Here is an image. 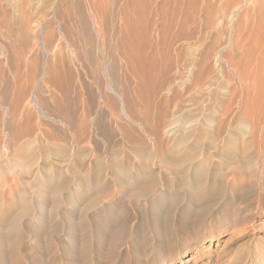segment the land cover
I'll use <instances>...</instances> for the list:
<instances>
[{
    "label": "rangeland",
    "instance_id": "1",
    "mask_svg": "<svg viewBox=\"0 0 264 264\" xmlns=\"http://www.w3.org/2000/svg\"><path fill=\"white\" fill-rule=\"evenodd\" d=\"M51 1L53 0H0V49L3 53V58L5 57V61L4 59H2L3 61L1 60V67L4 68L1 69V83L3 82L4 86L1 84V95H3V97L1 96L0 100V161L3 162L6 167L9 166L6 169L3 164L2 167L0 162V172L3 171L0 173V176L1 174L2 176L4 175L0 177V193L2 192L0 195V240L2 241H0V264H264V146L262 147L259 145L257 141L259 132H262L261 135H264V43H262L264 42V0H227L229 5H227L226 0H196L197 6L193 4V0H191L192 2L189 0H100L101 4L98 2L99 0H90V2L86 1V3L85 0H54L55 3ZM235 1L240 2L236 5ZM49 2L51 3L49 4ZM241 2L245 4L240 6L239 4H241ZM211 3H213V5L216 3L213 9L218 8L216 10H221L219 12L215 10L218 15L211 9L213 7ZM232 3L233 9L237 7L235 10H230ZM50 5L51 7H49ZM193 5L197 10H191ZM88 6L94 10H90ZM203 7L206 10L208 9L207 11L209 12H204ZM226 7L228 9H223ZM122 8L127 14L128 18L126 20H124L126 14H124ZM199 8L200 10H198ZM245 8L247 11H244ZM249 8H254L257 12ZM67 9H69V12ZM106 9L109 10V12L106 11ZM222 9L223 12L226 10L224 13L228 17L222 14ZM147 10L149 12H147ZM180 10L181 12H179ZM201 10L204 14L207 13L206 15L209 18L216 19H210V22L209 19H206L208 18L206 15L204 16L203 14L201 16ZM70 11L72 12L71 16ZM90 11L92 15L94 13L93 16L95 17L98 28H101L99 35L97 31L94 32L92 29L94 25H92L93 21H91L92 15ZM248 11L250 14H247ZM260 11H263V14H261L262 12ZM100 12L105 18L100 15ZM88 13L90 15H88ZM96 13H98L99 16ZM131 13L133 16L137 14L135 15L137 20L132 18ZM128 14L130 16H128ZM188 14L192 18H189ZM258 14L262 17L261 19H259L260 17ZM60 15L62 17H60ZM100 16L101 18H99ZM141 16L145 17L140 19ZM70 17H72V19H69ZM122 17L123 19H121ZM29 19L32 22H30ZM250 19L256 22L252 23ZM23 20L25 21L23 22ZM130 20L132 22H130ZM206 20L210 23L215 21L214 24L212 23L210 26V31H212L213 27L215 28L217 26V29H213L210 34L208 30V21L206 24ZM227 20L229 22L228 27ZM84 21H86V23ZM126 21L130 23L127 22V24ZM143 21L147 22V26L143 25L146 23H143ZM223 21L228 28L227 32L230 30L231 33L235 32L233 33L235 35V42H240L241 39L242 41L239 44H242L244 39H246V34L247 36L250 35L249 45L247 40L249 37L246 36L247 39L244 41V44L241 45L243 49L239 45L238 47L241 50L239 49V53L235 52L234 54L236 55V59L238 58L241 60L242 57L244 59V61L243 59L240 61L241 63L238 64V66L240 65V68L242 70L244 69L246 72L241 69L240 71L235 67L237 71L243 72V75L246 73V77L239 73L241 78H248V74L251 77L249 76V78L246 79L247 83L245 80L243 81V79H241L245 85L241 84L243 82L234 75V68H229L230 70H228V73L226 71L224 75H219L221 76L219 79L221 78L222 81L226 80L225 83H222L221 79H216L217 84L215 82H213L214 84L212 83L213 86L209 84L211 88L210 86L201 87L202 89L195 87L196 91H194L195 89H192L193 87H191L192 85L188 78L190 77L192 82H195L198 76H200L198 74H200L201 67L196 65V58L199 53L202 50H209L211 55H213V51H216L214 50V45L219 46L220 42V44H223V40V42H226V40L230 38H228L226 27H223L225 26ZM241 23H243L242 27H244V29L241 27ZM18 24L21 25V27H25L21 30ZM30 24L34 27H31ZM130 24L132 28L128 27ZM136 24L139 26L136 27ZM29 27H31V29ZM237 27L239 28L237 29ZM247 27L252 28L247 29ZM135 28L137 30L139 28V33H136L137 30ZM182 28L186 31L184 32L187 33L186 35L184 33L180 34L184 31H181ZM195 28H197L196 31ZM134 29L136 32H134ZM141 29H145V31ZM222 29H225L224 33ZM232 29L235 31H232ZM241 29L243 30L242 32L240 31ZM65 30H67V32ZM84 30L88 31V34L84 33ZM237 30H239L242 35L239 34V36H237ZM218 31L222 34L219 35ZM140 32L143 33L141 34ZM201 32L206 35L203 33L201 34ZM215 32L219 35V38ZM208 35H210V39L207 37ZM257 35H259L260 38ZM19 36H21L22 39L21 37L18 39ZM30 36L31 38H29ZM137 36L139 37L138 39ZM144 36H146V38H144ZM206 37L209 41L205 39ZM238 38H240L239 41ZM251 38H253L255 42L259 39L261 44L258 41L259 43L257 42L258 44L256 43L257 45H255L253 42L254 40L252 41ZM29 39H31V41L28 44L26 42H28ZM215 39L217 41L220 39V42H217ZM214 40L215 43L213 42ZM250 40L254 44H252ZM17 41L19 43L23 42V44L20 43L19 45L21 46H19L16 44ZM122 42L126 44V47ZM163 44H165L164 47H162ZM29 45L33 48L29 47ZM118 45L119 48L117 47ZM21 47H23L24 50H21ZM25 47L27 49L31 48L30 51ZM142 47L144 50H142ZM232 47L233 46H231L229 50L238 49V47ZM244 47L247 50H244ZM121 48H123L126 55L124 52L121 53V51H123ZM128 48L130 51H128ZM248 49V54L250 56L245 55ZM138 50H141L142 53H144L141 54L147 57L143 58L140 54L141 51ZM232 51L234 52L235 50ZM250 51H254L256 55H254L255 53L250 54ZM127 53L129 56L131 55L132 58L131 56L129 57ZM188 53L189 55H187ZM133 54L137 57L140 56L136 59V62ZM237 55H240V57H237ZM151 56L155 59H152ZM244 56L246 57L244 58ZM248 58L251 59L248 60ZM138 59L139 61H137ZM15 60H19L20 62L17 61V64ZM12 61L15 62L12 63ZM124 61H126L127 64ZM146 61L151 62L147 63ZM249 61L254 63L255 66L249 63ZM137 62H139L140 65L144 62V66L141 65L144 68H141ZM245 64H248L247 67L249 68L251 64L252 67L249 69L250 71L244 66ZM130 65L132 67L135 65V67L132 68ZM56 66L62 71H58L59 74L56 71L58 69ZM151 66H156L155 69L157 68L158 70L159 68V70L151 69ZM209 66H211L210 69L214 67V61L210 60ZM52 67L53 69L57 68L56 70L54 69L57 75L53 72ZM149 68L154 75L149 72ZM216 68V72L213 73L214 76H216L218 73L217 71H219L218 67ZM63 71H66L65 74ZM167 71L170 73L168 74ZM252 71H254V73ZM141 72L143 79H140L141 77L139 76ZM45 73L46 75H44ZM48 73L53 75L50 74V76H47ZM61 73L64 74L66 80L70 78L68 81L69 84H67V81V83L65 82L62 76L63 74L61 75ZM67 73L72 77L66 76ZM130 73L134 76H131ZM181 73L183 75L185 74L184 77L186 79L184 81L187 83L186 86L177 85V81L182 76H180ZM146 74H149V79H147L148 76L144 77ZM159 74L161 76H159ZM257 75L259 79H257ZM51 76L55 78H51ZM228 76H230L229 79ZM66 77L69 78L67 79ZM216 77L218 78V76ZM225 77L227 79H224ZM255 77H257V81ZM54 79L57 80H55L57 85H55ZM233 79L236 80L235 82H238H232L234 81ZM43 81L46 82L43 83ZM51 81H53V83H51ZM148 81L150 86L149 83H147ZM227 82H230V87H227V85H229ZM108 83L113 85L117 93L120 92L118 94L124 93L123 95L125 97L130 98V94L133 95V99L131 98V100L135 103L134 105L137 107L139 104L141 106L145 105L143 106L144 111H134V116H136L131 117L132 121L125 118L120 121V106H117V104L119 105L118 94L109 95V92H107ZM144 83H147V85ZM130 84L132 88H130ZM168 84H175L176 87L175 85L169 86ZM236 84H238L237 86L241 85V90L240 87L236 88ZM69 85L72 86L70 87ZM152 85L156 88L151 87ZM217 85L220 87H217ZM56 86H58V88L60 86V88L58 89ZM125 86H129V89ZM177 86H179V88ZM31 87L34 90H32ZM18 88L24 91L20 92L21 90L19 91ZM25 88L28 89L29 93L25 91L27 90ZM65 88H68V90L66 91ZM160 88L162 91H159L160 94H158ZM222 88L225 89L223 90ZM2 89L6 90L5 92L7 93ZM236 89L238 93L235 92ZM17 90L18 92H15ZM59 90L63 91L62 93H64V95L59 93ZM64 90L69 92V94H65L66 92H64ZM205 90H207L206 94L204 92ZM228 90L229 92H227ZM239 90L242 91V93ZM84 91L87 92L84 93ZM181 91L183 93H181ZM191 91L193 93L198 92L199 94L197 93V95L204 92V97H207L205 98L206 101L203 100V93L200 95L201 98L196 94L193 95ZM214 91L216 92L214 93ZM24 92L27 93L23 96L22 94ZM35 92L39 94L37 95ZM189 92L191 94H188ZM231 92L236 95V97H234ZM9 93H13L10 94L13 96H10ZM101 93H106L107 95L104 96L103 99H100V96H98L96 100L97 95ZM142 93H144L145 97ZM148 93L149 96H147ZM247 93H251L250 96H252V98H250V100L248 99L249 95L246 96ZM15 94L18 96L17 98L14 96ZM85 94L87 95L85 96ZM150 94L153 96L155 94L156 97L154 96L153 99V96ZM32 95L36 97V101L33 97L31 99ZM60 95H62V97H60ZM108 95L109 99L107 98ZM209 95L213 96L210 97ZM221 95L224 100H222ZM232 95L234 98L232 97L233 99H230ZM254 95L256 97H254ZM25 96L27 102L24 99ZM68 96L70 98H67ZM135 96L136 98H134ZM189 96L191 97L188 98ZM192 96L196 98L194 97L195 99H193ZM49 97L52 99L55 98L57 102L54 103L55 100H50L51 98ZM137 97L142 99L138 98L139 100L137 102L139 104L134 100H137ZM19 98L20 101L18 100ZM85 98L87 99L89 107L92 108L90 109L92 113H89L91 114V116L89 115V131L91 132L89 137L90 147L93 151L87 162L83 161L84 151L81 150L82 146L79 139L77 140L83 132H81L83 129V126H81L83 124L81 111H83L82 101H84L82 99ZM209 98L214 100L212 101ZM216 98L217 100H215ZM187 99H189V101H186ZM44 100H46L48 104ZM65 100L70 103L67 104ZM246 100L247 102L249 100L250 104H245ZM4 101L6 104L3 103ZM16 101L21 102V104L23 103L24 107H22L23 104L20 106L21 104L19 102V104H16ZM58 101L60 102L59 105ZM61 101L66 104L61 103ZM180 101L183 104L178 108L179 110H177L176 104H181ZM236 101L237 103H235ZM32 102L35 103V105ZM150 102L155 106L153 107V104ZM49 103H52L51 106L56 109L54 110L53 107L51 108ZM158 103L162 105H157ZM70 104H73V106H70ZM228 104L231 105L230 108ZM11 105L17 109V112L15 108L12 109L13 107ZM204 105L210 111L205 108ZM69 106L75 107L76 110ZM172 106H174V109ZM211 106H213L214 110ZM47 107L51 109H47ZM152 107L154 109H152ZM160 107H162V109ZM180 108L182 110L184 109V111L182 112ZM239 108H241V110H239L241 112L237 110ZM62 109L64 113L66 112L65 114L61 112ZM175 109L177 112L173 111ZM186 109L188 112L185 111ZM230 109L233 111H230ZM245 109H247V115H244V113L246 114ZM147 110L149 114L151 113V115H149L150 117L148 116ZM228 110L230 112H228L229 114L226 113ZM26 111L29 112L27 113ZM9 112H13V115H15L13 116ZM19 112L22 114L20 113V115ZM160 112L162 114L163 112L165 113L162 115ZM171 112H175L179 120H175L177 123L175 122L176 125L174 127L177 129H174L173 136L168 137L165 133L166 127L164 126H168L170 122H172L175 114L173 113L172 115ZM16 113H18L17 115H19L20 118ZM182 113L186 116H182ZM70 114H74L73 117L70 116ZM225 114L226 117H224ZM26 115H29L27 116L28 118ZM144 115L148 118V121ZM16 116L18 119H16ZM74 116H76V119ZM239 117L241 121L243 120L242 118H244V120L246 119L245 121L243 120L244 124L242 127L240 126L242 123ZM78 118H81L80 122L82 124L78 121ZM133 118L135 120H133ZM158 118H161L160 122H165L160 123ZM14 119L16 120L14 121ZM152 119L153 121L155 120V123L151 121ZM198 119L200 120L198 121ZM225 119H230L229 126L227 124L228 121L226 122ZM29 120L31 121L30 124H28ZM122 121L123 124L121 123ZM221 122L223 123L219 124L221 125L219 126L218 123ZM95 123H97L98 126L95 125ZM234 123L235 125L238 123L239 126H235ZM258 123L259 125H257ZM188 124H190V126ZM200 124L202 125L199 126ZM27 125L28 127L30 126L29 129ZM76 125H79L82 129L80 128V130ZM254 126L255 129L253 128ZM223 127L225 128L223 129ZM247 127H250L252 130L250 131ZM77 128L80 130L78 131L80 134L77 133ZM161 128H163V130ZM184 128H188L190 131ZM26 129L28 130L26 131ZM126 129H130V132ZM71 130L76 132L74 133ZM124 130H126V133ZM217 130L220 131L217 132ZM256 130L259 131L257 132ZM220 132L225 134H220ZM216 133H219V135ZM11 134H13V136ZM41 134L45 135L42 136ZM224 135L227 136L225 137ZM76 140L79 141V143H77ZM50 143H52V145ZM42 145L45 148L47 147V149ZM178 145L180 148H178ZM19 148L21 149L19 150ZM23 148L25 150L26 148L30 149L31 153L29 150H26L28 153L24 152L25 150ZM1 151L4 152V155ZM7 154L9 158H7ZM17 155H21L20 158ZM45 155H49V158L47 156L43 157ZM21 158L22 162L18 161L19 163H17V161H15L21 160ZM32 158H34V161L31 160ZM45 158H47L48 161ZM4 160L6 161L4 162ZM23 160L26 162L25 164H23ZM27 165L28 167L30 166V169H26ZM22 166H25V169H22ZM10 168L12 173L9 171ZM19 170H21L22 173L25 170L26 173L21 174ZM35 183H38L36 184L38 186L33 188ZM35 190L38 191L35 192ZM41 190L42 193L46 194L45 196L41 193ZM41 194L43 200L45 199L43 203L41 201ZM19 196L23 197L21 198ZM36 196L41 200H37ZM120 228L124 230V234L122 238H120L121 241L118 240L114 245L110 244V235L114 234V232L118 231ZM70 234H73L75 237H73L74 240ZM2 236L6 240H4ZM81 245L83 247H81ZM54 251H56L55 254Z\"/></svg>",
    "mask_w": 264,
    "mask_h": 264
},
{
    "label": "bare ground",
    "instance_id": "2",
    "mask_svg": "<svg viewBox=\"0 0 264 264\" xmlns=\"http://www.w3.org/2000/svg\"><path fill=\"white\" fill-rule=\"evenodd\" d=\"M56 1H57V0H56ZM82 1H84V0H82ZM86 1H89V2H90V0H85V3H86ZM91 1H92V0H91ZM97 1H98V0H97ZM104 1H105V0H104ZM104 1H103V2H104ZM110 1H111V0H110ZM113 1H114V0H113ZM127 1H128V0H127ZM127 1H126V2H127ZM178 1H179V0H178ZM181 1H182V0H181ZM189 1L192 2L191 0H189ZM194 1H195V3H194ZM203 1H204V0H203ZM206 1H207V0H206ZM209 1H211V0H209ZM214 1H215V0H214ZM229 1H231V0H229ZM233 1H234V0H233ZM242 1H243V0H242ZM23 2H24V1H23ZM23 2H22V3H23ZM51 2H54V0L51 1ZM51 2H49V4H50ZM79 2H80V1H79ZM89 2H88V3H89ZM98 2H100V0H99ZM126 2H125V4H126ZM216 2H217V1H216ZM223 2H224V1H223ZM226 2H227V0H226ZM235 2H236V1H235ZM235 2H233V3H235ZM238 2H240V1H237V2H236V5H238ZM22 3H21V4H22ZM26 3H27V2H26ZM26 3H25V5H26ZM47 3H48V2H47ZM54 3H55V2H54ZM130 3H131V2H130ZM139 3H140V2H139ZM183 3H184V1H183ZM188 3H189V2H188ZM203 3H204V2H203ZM207 3H208V2H207ZM229 3H230V2H229ZM233 3H232V5H231L232 8L230 7V10H231V9H232V10H235V9L237 8V7L234 6L235 8L233 9ZM247 3H248V2H247ZM27 4H29V3H27ZM62 4H63V3H62ZM91 4H92V2H91ZM100 4H101V2H100ZM110 4H112V3H110ZM136 4H137V3H136ZM184 4H185V3H184ZM193 4H195V6H197V4H196V0H193ZM211 4L213 5V3H211ZM215 4H216V3H215ZM215 4H214V5H215ZM243 4H245V3L243 2ZM243 4H242V2H241V4H239V5L241 6V5H243ZM65 5H66V4H65ZM74 5H75V3H74ZM76 5H77V4H76ZM84 5H85V4H84ZM87 5H88V4H87ZM104 5H105V3H104ZM175 5H176V3H175ZM190 5H191V4H190ZM199 5H200V4H199ZM199 5H198V7H199ZM214 5H213V7L211 6V7H212L211 9H213V8L215 7ZM222 5H223V4H222ZM225 5H226V4H225ZM227 5H229L228 2H227ZM227 5H226V6H227ZM234 5H235V4H234ZM248 5H249V4H248ZM85 6H86V5H85ZM90 6H91V5H90ZM92 6H93V5H92ZM100 6H102V5H100ZM126 6H127V4H126ZM176 6H177V5H176ZM183 6H184V5H183ZM193 6H194V5H193ZM193 6H192V9H191V8H190V9L194 11V9H196V8H195V6H194V8H193ZM200 6H201V5H200ZM202 6H203V4H202ZM216 6H217V5H216ZM220 6H221V4H220ZM246 6H247V5H246ZM262 6H263V5H262ZM0 7H1V6H0ZM49 7H51V5H50ZM83 7H84V6H83ZM88 7H89V6H88ZM103 7H106V6H103ZM130 7H131V5H130ZM133 7H134V5H133ZM133 7H132V9H133ZM141 7H142V6H141ZM167 7H168V6H167ZM187 7H188V6H187ZM204 7H205V6H204ZM204 7H203V8H204ZM221 7H222V6H221ZM227 7H229V6H227ZM227 7H226V8H223V9H228ZM256 7H257V6H256ZM256 7H255V8H256ZM62 8H63V7H62ZM68 8H69V7H68ZM77 8H78V7H77ZM89 8H90V10L93 9V8H91V7H89ZM95 8H96V7H95ZM113 8H114V7H113ZM134 8H135V7H134ZM184 8H185V7H184ZM205 8H206V7H205ZM205 8H204V12H205V11H206V12H209V11H207L208 9L206 10ZM208 8H209V7H208ZM257 8H259V7H257ZM59 9H60V8H59ZM81 9H82V8H81ZM86 9H88V8H86ZM86 9H85V10H86ZM110 9H111V8H110ZM122 9H123V8H122ZM201 9H202V7H201ZM216 9H218V8H216ZM216 9H213L214 12H215ZM223 9H222V12H223ZM249 9H250V8H249ZM253 9H254V8H253ZM253 9L251 8L250 10L253 11ZM263 9H264V8H263ZM19 10H20V9H19ZM60 10H61V9H60ZM67 10H68V12H69V9H67ZM70 10H71V8H70ZM93 10H94V9H93ZM93 10H92V11H93ZM95 10H96V9H95ZM128 10H130V9H128ZM196 10H197V9H196ZM196 10H195V11H196ZM198 10H200V8H199ZM209 10H210V9H209ZM213 10H212V11H213ZM250 10H249V11H250ZM254 10H256V9H254ZM261 10H262V9H261ZM63 11H65V10H63ZM96 11H97V10H96ZM106 11L109 12V10H107V9H106ZM116 11H117V10H116ZM122 11L124 12V9H123ZM201 11H202V10H201ZM217 11L219 12V11H221V10L219 9V10H216V12H217ZM225 11H226V10H224V12H225ZM244 11H247L246 8H245ZM249 11H248V12H249ZM258 11H259V10H258ZM263 11H264V10H263ZM263 11H260V12H262L261 14H263ZM70 12H71V11H70ZM78 12H79V11H78ZM88 12H89V11H88ZM90 12H91V11H90ZM114 12H115V11H114ZM118 12H119V11H118ZM120 12H121V11H120ZM120 12H119V13H120ZM134 12H135V11H134ZM147 12H149V11L147 10ZM177 12H178V11H177ZM179 12H181V10H180ZM182 12H184V11H182ZM216 12H215V13H216ZM224 12H223L222 14H225ZM227 12H228V11H227ZM248 12H247V14H250V12H249V13H248ZM254 12H255V11H254ZM256 12H257V10H256ZM256 12H255V13H256ZM260 12H259V13H260ZM82 13H83V12H82ZM98 13H99V11H98ZM98 13H96V14L99 16ZM102 13H103V11H102ZM102 13L100 12V15H101V16H103ZM121 13H122V12H121ZM128 13H129V12H128ZM132 13H133V12H132ZM132 13H131V15H132ZM184 13H186V12H184ZM197 13H198V12H197ZM220 13H221V12H220ZM251 13H252V12H251ZM65 14H66V13H65ZM96 14H95V16H96ZM124 14H126V13L124 12ZM178 14H179V13H178ZM181 14H182V13H181ZM203 14H204V13H203V11H202L201 16H202ZM206 14H207V13H206ZM206 14H204V16H205ZM211 14H213V13H211ZM216 14L218 15V13H216ZM232 14H233V13H232ZM239 14H240V13H239ZM241 14H242V13H241ZM66 15H67V14H66ZM66 15H65V16H66ZM71 15H72V12H71L70 16H71ZM88 15H90V14L88 13ZM91 15H92V12H91ZM93 15H94V13H93ZM93 15H92V20H91V21H93V22H92V25H94V26H93V28H92V27H91V28L94 30V32L97 31V34L99 35V32H100V29H101V28H100V29L98 28L97 22L95 21V17H94ZM113 15H114V14H113ZM135 15H137V14H134V16L132 15V18H133V19L135 18ZM188 15H189V14H188ZM209 15H210V14H209ZM220 15H221V14H220ZM243 15H244V13H243ZM243 15H241V16H243ZM252 15H253V14H252ZM252 15H251V16H252ZM254 15H255V14H254ZM101 16H100L99 18H101ZM107 16H108V15H107ZM120 16H121V14H120ZM123 16H125V15H123ZM128 16H130V15L128 14ZM183 16H184V15H183ZM186 16H187V15H186ZM206 16H207V15H206ZM213 16H216V15H213ZM213 16H212V17H213ZM225 16L228 17L226 14H225ZM225 16H224V19H225ZM258 16H259V14H258ZM263 16H264V15H263ZM24 17H26V16H24ZM60 17H62V16L60 15ZM63 17H64V16H63ZM103 17L105 18V16H103ZM116 17H118V16H116ZM143 17H145V16H141L140 19H142ZM187 17H188V16H187ZM207 17H208V16H207ZM238 17H239V15H238ZM256 17H257V16H256ZM259 17H260V16H259ZM259 17H257V18H259ZM22 18H23V17H22ZM84 18H85V17H84ZM127 18H128V17H127V14H126V18H124V20H126ZM138 18H139V16H138ZM189 18H192V17H190V15H189ZM205 18H206V17H205ZM220 18H221V17H220ZM246 18H247V17H246ZM252 18H253V17H252ZM257 18H256V20H257ZM261 18H262V17H260L259 19H261ZM19 19H20V18H19ZM26 19H27V18H26ZM69 19H72V17H70ZM81 19H82V18H81ZM111 19H112V18H111ZM121 19H123V17H122ZM206 19H209V21L211 22L210 19H212V18H209V17H208V18H206ZM215 19H216V18H215ZM215 19H212V20H215ZM221 19H222V18H221ZM221 19H220V20H221ZM118 20H119V19H118ZM124 20H123V21H124ZM131 20H132V19H131ZM131 20H130V22H132ZM134 20H137V19L135 18ZM138 20H139V19H138ZM220 20H219V21H220ZM238 20H240V19H238ZM250 20H252V19H250ZM20 21H21V19H20ZM24 21H25V20H23V22H24ZM29 21H30V19H29ZM82 21H83V20H82ZM87 21H88V20H87ZM123 21H122V22H123ZM128 21H129V20H128ZM128 21H126V23H127ZM207 21H208V20H206V24H207ZM209 21H208V25H209V26H208V30H209L210 26L212 25V23L214 24V22H215V21H214V22L210 23ZM6 22H7V21H6ZM30 22H32V21H30ZM84 22L86 23V21H84ZM89 22H90V21H89ZM119 22H120V20H119ZM119 22H118V23H119ZM130 22H128V23H130ZM144 22H146V21H143V23H144ZM226 22H227V27H228V24H229L228 20H227ZM249 22H250V21H249ZM251 22L253 23V22H256V21H253V20H252ZM251 22H250V23H251ZM1 23H2V22H1ZM7 23H8V22H7ZM9 23H10V22H9ZM18 23H19V22H18ZM27 23H28V22H27ZM37 23H38V22H37ZM90 23H91V22H90ZM112 23H113V22H112ZM124 23H125V22H124ZM124 23H123V25H124ZM128 23H127V24H128ZM138 23H139V22H138ZM143 23H142V24H143ZM224 23H225V22L223 21V24H224ZM250 23H249V25H250ZM3 24H4V23H3ZM146 24H147V22L144 23L143 25H146ZM215 24H216V23H215ZM241 24H242V25H241ZM241 24H240V25H241V27H242V26H243V23H241ZM7 25H8V24H7ZM18 25H19V24H18ZM23 25H24V24H23ZM26 25H27V24H26ZM30 25H31V27H34V26H32V24H30ZM80 25H81V24H80ZM89 25H90V24H89ZM134 25H135V24H134ZM189 25H190V24H189ZM196 25H197V24H196ZM199 25H200V23H199ZM216 25H217V24H216ZM27 26H28V25H27ZM138 26H139V25H138ZM138 26H137V24H136V27H138ZM146 26H147V25H146ZM192 26H193V25H192ZM200 26H201V25H200ZM200 26H199V27H200ZM214 26H215V25H214ZM233 26H234V25H233ZM245 26H246V24H245ZM247 26H248V25H247ZM19 27H21V25H19ZM24 27H25V26H24ZM24 27H21V30H22V28H24ZM31 27H29V28L31 29ZM128 27H131V24H130ZM183 27H184V26H183ZM193 27H194V26H193ZM197 27H198V26H197ZM203 27H204V26H203ZM205 27H206V26H205ZM212 27H213V26H212ZM216 27H217V26H216ZM216 27H215V28H216ZM221 27H222V26H221ZM223 27H224V28L226 27V23H225V26H223ZM227 27H226V32H227V30H228ZM235 27H236V26H235ZM38 28H39V27H38ZM80 28H81V27H80ZM91 28H90V29H91ZM120 28H121V27H120ZM131 28H132V27H131ZM139 28H140V27H139ZM139 28H138V30H139ZM142 28H144V27H142ZM145 28H146V27H145ZM147 28H148V27H147ZM166 28H167V26H166ZM190 28H191V27H190ZM215 28L213 27V28H212V31H213V29H215ZM232 28H233V27H232ZM238 28H239V27H237V29H238ZM242 28L244 29V27H242ZM248 28L251 29L252 27H247V29H248ZM33 29H35V28H33ZM90 29H89V30H90ZM135 29H136V28H135ZM135 29H134V32H136V30H137V29H136V30H135ZM203 29H204V28H203ZM206 29H207V27H206ZM216 29H217V28H216ZM216 29H215V30H216ZM235 29H236V28H235ZM245 29H246V28H245ZM23 30H24V29H23ZM27 30H28V29H27ZM67 30H68V29H67ZM67 30H65V31L67 32ZM80 30H81V29H80ZM86 30H88V29H86ZM138 30H137L136 33H139ZM141 30H143V29H141ZM183 30H184V29L182 28L181 31H183ZM196 30H197V28H195V31H196ZM218 30H219V29H218ZM233 30H234V29H232V31H233ZM252 30H253V29H252ZM24 31H25V30H24ZM69 31H70V30H69ZM84 31H85V30H84ZM90 31H91V30H90ZM120 31H121V30H120ZM143 31H145V29H144ZM165 31H166V30H165ZM188 31H189V30H188ZM193 31H194V30H193ZM212 31L209 30V34H210V32L212 33ZM219 31H220V30H219ZM219 31H218V33H219ZM224 31H225V29H222V32H223V33H224ZM230 31H231V30H230ZM230 31L227 32V34H228V38H229V37H230V38L227 39L226 42H223L224 40L222 41V38L224 39V37L222 36L221 41H222L223 44H220V43H221V42L219 41L220 39H219L218 41L215 39L217 42H220V43H219V46H218V45H214L215 47H216V46H217V47H216V48L214 47V50H216V51H213V52H214L213 55H211V52H210L209 50H202V51L199 53L198 57L196 58V59H197V61H196V65H198V66L201 67V68H200V74H198V75H200V76H198V78H197V80H195V82H194V81L192 82V80H191L190 77L188 78L190 84L192 85L191 87H193V88H192L193 90L195 89V87H197V88H201V87H205V86H210L209 84L212 85L213 82L216 83V79H217V80H220V79H221V78L219 79V77H221V76H219V75H224V73H225L226 71H227V73H228V70H230L231 68H234V70H235V71H234V72H235L234 75H236L237 78L240 79V81H241V79H243V81L245 80L246 83H247V80H246V79H248L250 75L248 74V78H245V79H244V77L241 78L240 75H243V74H242L243 72L241 73V72H239V71H237V70L235 69V67L238 68L239 70L241 69V68H240V65L238 66V64L241 63L240 61L243 59V57H242L241 60H239L238 58L236 59V55H235L234 53L239 51L240 48H239L238 46L240 45V47H242L241 45L244 44V41L247 39V37H249V38L247 39V40H248V45H249V43H250V42H249L250 35L247 36V34H246V36H247V37L245 36L246 39L243 38L244 41L242 42V44H239L242 40H241L240 38H238V41H239V39H240V42H237V41L235 42V41H234V36H235V35L233 34V33H235V32H232V33H231ZM234 31H235V30H234ZM237 31H238L237 36H239V34H241V33L239 32V30H237ZM237 31H236V32H237ZM240 31L242 32L243 30L241 29ZM246 31H247V30H246ZM246 31H245V33H246ZM248 31H249V30H248ZM22 32H23V31H22ZM22 32H21V34H22ZM71 32H72V31H71ZM94 32H93V33H94ZM101 32H102V31H101ZM127 32H128V31H127ZM146 32H147V31H146ZM184 32H186V31L184 30V31H183L182 33H180V34H183ZM189 32H190V31H189ZM203 32H204V31H203ZM203 32H201V34H202ZM252 32H253V31H252ZM18 33H19V31H18ZM27 33H28V32H27ZM31 33H32V32H31ZM33 33H34V32H33ZM64 33H65V32H64ZM68 33H69V32H68ZM68 33H66V34H68ZM79 33H80V32H79ZM84 33L88 34V31H85ZM89 33H90V32H89ZM119 33H120V32H119ZM121 33H122V32H121ZM129 33H130V31H129ZM129 33H128V34H129ZM140 33H141V32H140ZM142 33H143V32H142ZM142 33H141V34H142ZM144 33H145V32H144ZM147 33H148V32H147ZM197 33H198V32H197ZM199 33H200V32H199ZM215 33H216V32H215ZM248 33H249V32H248ZM19 34H20V33H19ZM29 34H30V30H29ZM61 34H62V33H61ZM117 34H118V33H117ZM123 34H126V33H123ZM145 34H146V33H145ZM184 34L186 35L187 33H184ZM203 34H205V33H203ZM216 34H217V33H216ZM220 34H222V33L220 32L219 35H220ZM250 34H251V32H250ZM253 34H254V33H253ZM32 35H33V34H32ZM64 35H65V34H64ZM98 35H97V36H98ZM135 35H137V34H135ZM205 35H206V34H205ZM219 35L217 34L218 38H219ZM223 35H224V34H223ZM241 35H242V34H241ZM243 35H245V34H243ZM24 36H25V35H24ZM24 36H23V37H24ZM100 36H101V35H100ZM179 36H180V35H179ZM179 36H178V38H179ZM191 36H192V35H191ZM194 36H195V35H194ZM209 36H210V35H208L207 37L209 38ZM212 36H213V34H212ZM237 36H236V37H237ZM257 36H259V35H257ZM20 37H21V36H19L18 39H20ZM65 37H66V36H65ZM122 37H123V36H122ZM124 37H126V36L124 35ZM195 37H196V36H195ZM207 37H206L205 39H206L207 41H209ZM241 37H242V36H241ZM243 37H244V36H243ZM251 37H252V36H251ZM29 38H31V36H30ZM87 38H88V37H87ZM126 38H127V37H126ZM138 38H139V37L137 36V39H138ZM144 38H146V36H144ZM147 38H148V37H147ZM178 38H177V40H178ZM180 38H181V37H180ZM203 38H204V36H203ZM203 38H202V39H203ZM216 38H217V37H216ZM253 38H254V37H253ZM253 38H251L252 41L255 39V38H254V39H253ZM256 38H257V37H256ZM259 38H260V36H259ZM21 39H22V37H21ZM23 39H24V38H23ZM127 39H128V38H127ZM127 39H126V40H127ZM131 39L134 40L133 38H131ZM209 39H210V38H209ZM213 39H214V37H213ZM236 39H237V38H236ZM86 40H87V39H86ZM88 40H89V38H88ZM100 40H101V39H100ZM126 40H124V41H126ZM132 40H131V41H132ZM135 40H136V39H135ZM139 40H140V39H139ZM215 40L213 41L214 43H215ZM257 40L259 41V39H257ZM18 41H20V40H18ZM18 41H17L16 44H18V45H19L20 43L23 44V42H20V43H19ZM30 41H31V39H29V41L26 42V43L29 44ZM81 41H82V36H81ZM122 41H123V40H122ZM128 41H129V39H128ZM131 41H130V42H131ZM140 41H141V40H140ZM149 41H150V39H149ZM168 41H169V40H168ZM203 41H204V39H203ZM250 41H251V40H250ZM252 41H251V42H252ZM258 41H257V42H258ZM24 42H25V40H24ZM163 42H164V41H163ZM165 42H166V40H165ZM210 42H211V41H210ZM217 42H216V43H217ZM253 42L255 43V45H257L260 41L257 43V42H255V40H254ZM253 42H252V44H254ZM122 43H124V42H122ZM133 43H134V42H133ZM147 43H149V42H147ZM256 43H257V44H256ZM262 43H264V42H262ZM124 44H125V43H124ZM169 44H170V43H169ZM169 44H168V45H169ZM171 44H172V43H171ZM204 44H205V43H204ZM252 44H251V45H252ZM260 44H261V42H260ZM260 44H259V45H260ZM0 45H1V44H0ZM164 45H165V44H163L162 47H164ZM245 45H246V44H245ZM255 45H254V46H255ZM19 46H21V45H19ZM23 46H25V45H23ZM132 46H133V45H132ZM160 46H161V45H160ZM166 46H167V45H166ZM169 46H170V45H169ZM172 46H173V44H172ZM231 46H233L234 48H237V47H238V49H232V50H235V51L233 52L232 50H229V49L231 48ZM246 46H247V45H246ZM262 46H263V45H262ZM29 47H31V46L29 45ZM114 47H115V46H114ZM117 47L119 48V45H118ZM125 47H126V44H125ZM162 47H161V48H162ZM233 47H232V48H233ZM252 47H253V45H252ZM255 47H256V46H255ZM15 48H16V46H15ZM17 48H18V47H17ZM19 48H20V47H19ZM25 48H26V47H25ZM31 48H33V47H31ZM31 48H29V49L26 48V49L30 51ZM131 48H132V47H131ZM136 48H137V47H136ZM148 48H149V46H148ZM199 48H200V47H199ZM199 48H197V49H199ZM26 49H25V51H26ZM121 49L123 50V48H121ZM126 49H127V48H126ZM137 49H138V48H137ZM139 49H140V48H139ZM204 49H206V48H204ZM242 49H243V47H242ZM245 49H246V48L244 47V50H245ZM252 49H253V48H252ZM21 50H24L23 47H21ZM131 50H134V49H131ZM142 50H144L143 47H142ZM145 50H148V49H145ZM170 50H171V49H170ZM240 50H241V49H240ZM244 50H243V51H244ZM246 50H247V49H246ZM2 51H3V50H2ZM18 51L21 52L20 50H18ZM32 51H33V49H32ZM125 51H127V50H125ZM128 51H130L129 48H128ZM138 51H141V50H138ZM197 51H198V50H197ZM199 51H200V50H199ZM116 52H117V51H116ZM122 52H124V50L121 51V53H122ZM143 52H145V51H143ZM160 52H161V51H160ZM172 52H173V51H172ZM250 52H251L250 54L255 53L254 51H253V52L250 51ZM22 53H23V52H22ZM22 53H21V54H22ZM25 53H26V52H25ZM124 53H125V52H124ZM133 53H134V51H133ZM141 53H142V51L140 52V54H141ZM175 53H176V52H175ZM238 53H239V52H238ZM248 53H249V49H248V52H247L245 55L250 56ZM2 54H3V53L1 52V49H0V100H1V96L3 97V95H1V88H2V87H1V84H2V85L4 84L3 82L1 83V80H2V77H1V69H4V68L1 67V66H2V61H3L2 59L5 58V57L3 58V55H2ZM18 54H19V53H18ZM29 54H30V52H29ZM115 54H116V53H115ZM117 54H118V53H117ZM127 54H128V53H127ZM130 54H132V53H130ZM140 54H139V55H140ZM142 54H144V53H142ZM142 54H141V56H143ZM147 54H148V53H147ZM160 54H161V53H160ZM5 55H6V54H5ZM82 55H83V54H82ZM122 55H123V54H122ZM125 55H126V53H125ZM133 55L135 56V54H133ZM136 55H137V53H136ZM175 55H176V54H175ZM187 55H189V53H188ZM187 55H186V56H187ZM191 55H193V54H191ZM241 55H242V54H241ZM254 55H256V53H255ZM128 56H129V54H128ZM130 56H131V55H130ZM130 56H129V57H130ZM134 56H133V57H134ZM137 56H138V55H137ZM137 56L134 57V58H135V62H136V59L140 57V56H139V57H137ZM149 56H150V55H149ZM158 56H159V55H158ZM170 56H171V55H170ZM172 56H173V55H172ZM177 56H178V55H177ZM195 56H196V55H195ZM242 56H243V55H242ZM144 57L146 58L147 56H143V58H144ZM178 57H179V56H178ZM178 57H177V58H178ZM237 57H240V55H239V56L237 55ZM245 57H246V56H244V58H245ZM251 57H252V56H251ZM7 58H8V57H7ZM85 58H86V57H85ZM127 58H128V57H127ZM131 58H132V56H131ZM134 58H133V59H134ZM149 58H150V57H149ZM149 58H148V59H149ZM151 58H152V56H151ZM153 58H154V57H153ZM153 58H152V59H153ZM163 58H164V57H163ZM169 58H171V57H169ZM177 58H176V59H177ZM181 58H182V57H181ZM120 59H121V57H120ZM125 59H126V57H125ZM133 59H132V60H133ZM141 59H142V57H141ZM154 59H155V58H154ZM178 59H179V58H178ZM185 59H186V57H185ZM194 59H195V58H194ZM250 59H251V58H248V60H250ZM1 60H2V61H1ZM127 60H128V59H127ZM129 60H130V59H129ZM132 60H131V61H132ZM145 60H146V59H145ZM165 60H166V58H165ZM167 60H168V57H167ZM167 60H166V61H167ZM171 60H172V59H171ZM210 60L214 61V67H212L211 69H210L211 66H209V64H210ZM248 60H247V61H248ZM4 61H5V59H4ZM15 61L17 62V61H19V60H15ZM15 61H14V62H15ZM137 61H139V59H138ZM153 61H154V60H153ZM155 61H156V60H155ZM173 61H174V60H173ZM243 61H244V59H243ZM243 61H242V62H243ZM251 61H254V60H251ZM255 61H256V59H255ZM255 61H254V62H255ZM14 62L12 61V63H14ZM19 62H20V61H19ZM124 62L126 63V61H124ZM146 62H147V61H146ZM150 62H151V61H148L147 63H150ZM176 62H178V61H176ZM184 62H185V61H184ZM187 62H190V61H187ZM238 62H239V63H238ZM6 63H7V61H6ZM10 63H11V62H10ZM79 63H80V62H79ZM121 63H122V60H121ZM129 63H130V61H129ZM132 63H133V61H132ZM137 63L140 65L141 60H140V63H139V62H137ZM143 63H144V62H143ZM143 63H142L141 65H143ZM152 63H153V62H152ZM158 63H159V60H158ZM179 63H180V61H179ZM211 63H212V62H211ZM243 63H245V62H243ZM246 63H247V62H246ZM249 63H251V62L249 61ZM17 64H18V62H17ZM17 64H16V65H17ZM126 64H127V63H126ZM161 64H162V62H161ZM163 64H164V62H163ZM182 64H183V63H182ZM185 64H186V63H185ZM190 64H191V63H190ZM251 64H253V65L255 66L254 63H251ZM251 64H250V68L247 67L248 64H247V65L245 64L244 66L247 67L248 70H249V69H251V67H252ZM14 65H15V64H14ZM111 65H112V63H111ZM131 65H132V64H131ZM131 65H130V66H131ZM141 65H140V66H141ZM148 65H149V64H148ZM148 65H147V66H148ZM151 65H152V64H151ZM156 65H158V64H156ZM159 65H160V63H159ZM172 65H173V64H172ZM241 65H242V64H241ZM122 66H123V64H122ZM143 66H144V65H143ZM149 66H150V65H149ZM160 66H161V65H160ZM175 66H176V64H175ZM179 66H180V65H179ZM179 66H178V67H179ZM193 66H194V65H193ZM12 67H13V66H12ZM15 67H16V66H15ZM15 67H14V68H15ZM50 67H51V66H50ZM50 67H49V68H50ZM56 67H57V66H56ZM126 67H127V65H126ZM131 67H132V66H131ZM131 67H130V70H131ZM133 67H135V65H134ZM133 67H132V68H133ZM151 67H152V68H151ZM151 67H150L151 69L157 70V68L155 69L156 66H151ZM153 67H154V68H153ZM162 67H163V66H162ZM182 67H183V66H182ZM216 67H218V70H219V71H217L218 73H217V75H216V76H218V78H217L216 76L213 75V73L216 72V71H215V68H216ZM57 68H58V67H57ZM57 68H54V69L56 70ZM121 68H122V67H121ZM141 68H144V67L141 66ZM141 68H140V69H141ZM150 68H149V72L151 73L152 70L150 71ZM164 68H165V66H164ZM170 68H171V66H170ZM174 68H175V67H174ZM179 68H180V67H179ZM179 68H177V69H179ZM229 68H230V69H229ZM243 68H244V67H243ZM47 69H48V68H47ZM50 69H51V68H50ZM52 69H53V67H52ZM54 69H53V72H55L56 75H57V72H58V71H61L60 68H58L59 70H58V69L56 70L57 72L54 71ZM65 69H66V68H65ZM65 69H64V70H65ZM126 69H127V68H126ZM126 69H124V70H126ZM128 69H129V68H128ZM136 69H137V68H136ZM216 69H217V68H216ZM245 69H246V68H245ZM134 70H135V69H134ZM137 70H138V69H137ZM137 70H136V72H137ZM143 70H144V69H143ZM158 70H159V68H158ZM158 70H157V71H158ZM165 70H166V69H165ZM165 70H164V71H165ZM169 70H170V69H169ZM173 70H175V69H173ZM182 70H183V69H182ZM182 70H181V71H182ZM198 70H199V68H198ZM241 70H242V69H241ZM241 70H240V71H241ZM243 70H244V69H243ZM243 70H242V71H243ZM3 71H4V70H3ZM141 71H142V70H141ZM145 71H146V68H145ZM147 71H148V70H147ZM157 71H156V72H157ZM170 71H171V70H170ZM176 71H177V70H176ZM181 71H180V72H181ZM244 71H245V70H244ZM249 71H250V70H249ZM47 72H48V71H47ZM50 72H51V70H50ZM61 72H62V71H61ZM63 72H64V71H63ZM65 72H66V71H65ZM65 72H64V74H65ZM67 72H68V71H67ZM121 72H122V69H121ZM124 72H125V71H124ZM136 72H135V73H136ZM159 72H160V71H159ZM167 72H168V71H167ZM171 72H173V71H171ZM245 72H246V71H245ZM252 72L254 73V71H252ZM88 73H89V72H88ZM133 73H134V72H133ZM144 73H145V72H144ZM144 73H143V74H144ZM161 73H162V72H161ZM169 73H170V72H168V74H169ZM182 73H183V71H182ZM182 73L180 74V76L182 75L181 78L177 81V85L186 86L187 83L184 81V80L186 79V78L184 77L185 74L183 75ZM186 73H189V72H186ZM229 73H230V72H229ZM239 73H241V74L239 75ZM247 73H248V71H247ZM250 73H251V72H250ZM253 73H252V74H253ZM3 74H4V73H3ZM50 74H51V73H50ZM50 74L48 73L47 76H48V75L50 76ZM58 74H59V72H58ZM62 74H63V73H61V75H62ZM64 74H63L62 76H63L65 82H66V81L68 82V81L70 80V78L68 77L69 80H66L65 77H64ZM67 74H68V75H67ZM67 74H66V76H71L69 73H67ZM73 74H74V73H73ZM86 74H87V73H86ZM128 74H129V73H128ZM130 74H131V73H130ZM151 74H152V73H151ZM245 74H246V73H245ZM245 74H244L243 76H245ZM258 74H259V73H258ZM44 75H46V73H45ZM51 75H53V74H51ZM56 75H55V76H56ZM87 75H88V74H87ZM137 75H138V74H137ZM141 75H142V72H141V74H139V76L141 77L140 79H143V78H142L143 75H142V76H141ZM148 75H149V74H148ZM148 75L146 74L144 77H146V76H148ZM152 75H154V74H152ZM191 75H192V74H191ZM228 75H229V74H228ZM42 76H43V75H42ZM124 76H125V75H124ZM131 76H134V75L131 74ZM159 76H161V75L159 74ZM175 76H176V75H175ZM188 76H189V74H188ZM225 76H226V75H225ZM3 77H4V75H3ZM53 77H54V76H53ZM53 77L51 76V78H53ZM71 77H72V76H71ZM127 77H128V76H127ZM151 77H152V76H151ZM156 77H157V76H156ZM164 77H165V76H164ZM164 77H163V79H164ZM166 77H167V76H166ZM172 77H174V76H172ZM191 77H192V76H191ZM193 77H194V76H193ZM245 77H246V76H245ZM250 77H251V76H250ZM257 77H258V75H257ZM257 77H255V79H256ZM44 78H45V77H44ZM47 78H48V77H47ZM54 78H55V77H54ZM61 78H62V77H61ZM61 78H60V80H61ZM63 78H62V80H63ZM66 78H67V77H66ZM68 78H67V79H68ZM81 78H82V77H81ZM81 78H80V79H81ZM87 78H88V77H87ZM158 78H159V77H158ZM160 78H161V77H160ZM229 78H230V76H228V79H229ZM232 78H234V77H232ZM3 79H4V78H3ZM42 79H43V77H42ZM49 79H50V77H49ZM57 79H58V78H57ZM71 79H73V78H71ZM145 79H146V78H145ZM145 79H144V80H145ZM147 79H149V76L147 77ZM154 79H155V78H154ZM165 79H166V78H165ZM172 79H173V78H172ZM224 79H227V78L225 77ZM224 79H223V80H224ZM257 79H259V77H258ZM257 79H256V81H257ZM40 80H41V79H40ZM40 80H39V81H40ZM50 80H51V79H50ZM52 80H53V79H52ZM55 80H56V79H54V81H55ZM60 80H59V81H60ZM130 80H131V79H130ZM132 80H133V79H132ZM136 80H138V79H136ZM152 80H153V78H152ZM158 80H159V79H158ZM158 80H157V81H158ZM166 80H167V79H166ZM233 80H234V79H233ZM48 81H49V80H48ZM56 81H57V80H56ZM56 81H55V83H56ZM81 81H82V80H81ZM96 81H97V80H96ZM96 81H95V82H96ZM126 81H127V80H126ZM134 81H135V79H134ZM146 81H147V80H146ZM161 81H162V79H161ZM186 81H187V80H186ZM228 81H229V80H228ZM235 81H236V80H234V81H232V82H235ZM243 81H241V82H243ZM44 82H46V81H43V83H44ZM63 82H64V81H63ZM63 82H62V84H63ZM65 82H64V83H65ZM67 82H66V83H67ZM70 82H71V81H70ZM86 82H87V81H86ZM86 82H85V83H86ZM137 82H139V81H137ZM140 82H141V81H140ZM142 82H143V81H142ZM144 82H145V81H144ZM155 82H156V81H155ZM189 82H188V83H189ZM221 82H222V83H223V82L225 83L226 80H225V81H222V79H221ZM232 82H231V83H232ZM237 82H238V81H237ZM237 82H235V83H237ZM39 83H40V82H39ZM51 83H53V81H51ZM51 83H50V84H51ZM55 83H54V84H55ZM125 83H126V82H125ZM130 83H133V82H130ZM147 83H149V81H148ZM147 83H144V84L147 85ZM151 83H152V82H151ZM218 83H219V82H218ZM227 83H228V82H227ZM229 83H230V82H229ZM229 83H228V84H229ZM35 84H36V83H35ZM46 84H47V83H46ZM67 84H69V82H68ZM82 84H83V83H82ZM86 84H87V83H86ZM89 84H90V83H89ZM134 84H136V83H134ZM140 84H141V83H140ZM144 84H143V85H144ZM152 84L155 85L154 83H152ZM156 84H157V82H156ZM213 84H214V83H213ZM216 84H217V83H216ZM239 84H240V82H239ZM241 84H244V82L241 83ZM52 85H53V84H52ZM55 85H57V83H56ZM127 85H128V83H127ZM153 85H152L151 87H155V86H153ZM168 85H169V84H168ZM171 85H172V84H171ZM171 85H169V86H171ZM173 85H175V84H173ZM173 85H172V86H173ZM237 85H238V84H236V86H237ZM244 85H245V84H244ZM3 86H4V85H3ZM69 86L71 87L72 85H69ZM69 86H68V87H69ZM149 86H150V83H149ZM149 86H148V87H149ZM212 86H213V85H212ZM240 86H241V85H240ZM240 86H237L236 88H238V87H240ZM56 87L58 88V86H56ZM64 87H65V86H64ZM70 87H69V89H70ZM86 87H87V86H86ZM95 87H96V86H95ZM98 87H99V86H98ZM125 87H128V89H129V86H125ZM138 87H139V86H138ZM138 87H137V88H138ZM144 87H145V86H144ZM146 87H147V86H146ZM166 87H167V86H166ZM175 87H176V85H175ZM177 87L179 88V86H177ZM188 87H189V86H188ZM191 87H190V88H191ZM214 87H215V86H214ZM217 87H220V86L217 85ZM221 87H222V86H221ZM227 87H230V84L227 85ZM35 88H36V87H35ZM57 88H56V89H57ZM59 88H60V86H59ZM59 88H58V89H59ZM61 88H62V87H61ZM99 88H102V87L100 86ZM130 88H132V87H131V84H130ZM155 88H156V87H155ZM158 88H159V87H158ZM158 88H157V89H158ZM167 88H168V87H167ZM183 88H185V87H183ZM190 88H189V89H190ZM210 88H211V86H210ZM241 88H242V87H240V90H241ZM22 89H23V88H22ZM25 89H27V88H25ZM31 89H32V87H31ZM56 89H55V90H56ZM58 89H57V90H58ZM62 89H63V88H62ZM94 89H95V88H94ZM97 89H98V88H97ZM126 89H127V88H126ZM138 89H139V88H138ZM144 89H145V88H144ZM149 89H150V88H149ZM172 89H173V87H172ZM176 89H177V88H176ZM176 89H174V90H176ZM201 89H202V88H201ZM216 89H217V88H216ZM222 89H223V88H222ZM224 89H225V88H224ZM224 89H223V90H224ZM226 89H227V88H226ZM2 90H3V89H2ZM18 90H19V88H18ZM18 90L15 91V92H18ZM20 90H21V89H20ZM20 90H19V91H20ZM32 90H34V89H32ZM60 90H61V89H60ZM60 90H59V93H62L63 91H60ZM65 90L67 91L68 88H67V89L65 88ZM65 90H64V92H66ZM82 90H83V89H82ZM95 90H96V89H95ZM98 90H99V89H98ZM98 90H97V91H98ZM132 90H133V89H132ZM132 90H128V91H132ZM134 90H135V89H134ZM150 90H151V89H150ZM169 90H170V88H169ZM193 90H192V91H193ZM197 90H198V89H197ZM212 90H213V89H212ZM214 90H215V88H214ZM218 90H219V89H218ZM223 90H222V91H223ZM240 90H239V91H240ZM3 91L5 92L6 90H3ZM13 91H14V90H13ZM22 91H24V90H21L20 92H22ZM25 91H27V92L29 93L28 89L25 90ZM37 91H38V90H37ZM92 91H93V90H92ZM92 91H91V92H92ZM105 91H106V90H105ZM140 91H143V90H140ZM159 91H162L161 88H160V90H158V92H159ZM163 91H164V90H163ZM170 91H171V90H170ZM170 91H168V92H170ZM184 91H185V89H184ZM189 91H190V90H189ZM192 91H191V92H192ZM194 91H196V89H195ZM206 91H207V90L204 91L205 94H206ZM222 91H221V92H222ZM20 92H19V93H20ZM27 92H24L22 95L24 96V94L27 93ZM82 92H83V91H82ZM82 92H81V95H82ZM86 92H87V91H86ZM86 92L84 91V93H86ZM93 92H94V91H93ZM95 92H96V91H95ZM102 92H103V91H102ZM107 92H109V95H113V94H118V93H120V92L117 93L116 90L114 89L113 85H111L110 83L107 84ZM125 92H126V91H125ZM133 92H134V91H133ZM136 92H137V89H136ZM143 92H144V91H143ZM177 92H180V91H177ZM204 92H202L203 94L201 93V94H202V97H204V95H205ZM209 92H210V91H209ZM209 92H207V93H209ZM215 92H216V91H214V93H215ZM217 92H219V91H217ZM221 92H220V93H221ZM225 92H226V91H225ZM227 92H229V90H228ZM233 92H234V91H233ZM235 92L238 93V90L236 89ZM240 92L242 93V91H240ZM5 93H7V92H5ZM13 93H14V92H13ZM13 93H9V95H10V94H13ZM35 93H36V92H35ZM67 93L69 94V92H66L65 94H67ZM99 93H100V92H99ZM122 93H123V91H122ZM131 93H132V92H131ZM146 93H147V92H146ZM181 93H183V92L181 91ZM192 93H193V92H192ZM197 93H198V92H196V93L194 92L193 95H194V94L197 95ZM210 93H211V92H210ZM231 93H232V92H231ZM36 94L38 95L39 93H36ZM51 94H52V93H51ZM62 94L64 95V93H62ZM68 94H67V95H68ZM97 94H98V92H97ZM123 94H124V93H123ZM123 94H118V96H117V97H118V101H119V105L117 104V106H120V113H121V115H120V121H121L122 119H124V118H125V119H129V120L132 121V118H131V117L134 116V111H138V112H139V111H144V107H143V106H145V105L141 106V105L137 102V101H138L139 99H141V98L137 97V100L134 99V100L139 104V105L137 104V105H138V107H137L136 105H134L135 103L132 102L133 100H131V98H132L133 95L130 94V96H131V98H130V97H125ZM126 94H127V93H126ZM134 94H135V93H134ZM142 94H143V96H144V93H142ZM152 94H153V93H152ZM152 94H150V95H152ZM156 94H157V93H156ZM158 94H160V92H159ZM188 94H191V93L189 92ZM198 94H199V93H198ZM201 94H200V95H201ZM217 94H218V93H217ZM222 94H223V93H222ZM232 94H233V93H232ZM235 94H236V93H235ZM250 94H251V93H249V94L247 93V94H246V96L249 95V96H248V97H249V98H248L249 100H250V98H252V96H250ZM261 94H262V93H261ZM5 95H6V94H5ZM5 95H4V96H5ZM16 95H17V94H15L14 96H16ZM25 95H26V94H25ZM86 95H87V94H85V96H86ZM93 95H94V94H93ZM106 95H107L106 93H101L100 95H97L96 100H97L98 96H100V99H103V97L106 96ZM109 95L107 96L108 99H109ZM127 95H128V94H127ZM162 95H163V94H162ZM178 95H179V94H178ZM180 95H181V94H180ZM183 95H184V94H183ZM196 95H195V96H196ZM200 95H197V96H200ZM207 95H208V94H207ZM233 95H234V94H233ZM233 95L231 96L230 99H233L234 97H236V95H234V97H233ZM240 95H241V94H240ZM7 96H8V94H7ZM7 96H6V98H8ZM10 96H13V95H10ZM40 96H41V95H40ZM48 96H49V94H48ZM50 96H51V95H50ZM114 96H115V95H114ZM141 96H142V95H141ZM147 96H149V93H148ZM147 96H146V97H147ZM152 96H153V95H152ZM152 96H151V97H152ZM154 96H155V94H154ZM154 96H153V99H154ZM176 96H177V95H176ZM195 96H192L193 99L196 98ZM209 96H210V95H209ZM211 96H213V95H211ZM211 96H210V97H211ZM17 97H18V96H16V98H17ZM19 97H20V96H19ZM27 97H28V96H27ZM32 97H33V95L31 96V99H32ZM41 97H42V96H41ZM60 97H62V95H60ZM80 97H81V96H80ZM83 97H84V96H83ZM87 97H88V96H87ZM87 97H86V98H87ZM144 97H145V96H144ZM155 97H156V96H155ZM177 97H178V96H177ZM190 97H191V96H189L188 98H190ZM194 97H195V98H194ZM200 97H201V96H200ZM202 97H201V98H202ZM215 97H216V95H215ZM219 97H220V96H219ZM232 97H233V98H232ZM237 97H238V96H237ZM254 97H256V96L254 95ZM6 98H5V99H6ZM13 98H15V97H13ZM42 98H44V97H42ZM49 98H51V97H49ZM56 98H58V97H56ZM63 98H64V97H63ZM63 98H62V99H63ZM67 98H70V97L68 96ZM67 98H64V99H67ZM86 98H85V99H82V100H84V101H82V102H83V111H81V114H82V116H83L82 119H83V124H84V125L80 122L81 118H80V119L78 118V119H79L78 121L82 124L81 126H83V129H82L81 127H79V125H78V126L76 125L79 129H80V128L82 129V130L80 129L81 132L83 131V132L81 133V135H80V138H77L78 136H77L76 138H77V140L79 139L80 144H81V146H82V147H81V150L84 151V158H83V161H85V162H87V160L89 159V156H90L91 152L93 151V150L91 149V147H90V137H89V134L91 133V132L89 131V130H90V128H89V115L91 116V114H89V113H92V112H90V109H92V108L89 107V104H88ZM93 98H94V97H93ZM134 98H136V96H135ZM138 98H139V99H138ZM142 98H143V97H142ZM159 98H160V97H159ZM162 98H163V97H162ZM181 98H182V97H181ZM205 98H207V97H204L203 100H205ZM221 98H222V95H221ZM257 98H258V97H257ZM24 99H25V100L27 99L26 96H25ZM33 99L36 101V97H35V96L33 97ZM64 99H63V100H64ZM100 99H98V100H100ZM116 99H117V98H116ZM132 99H133V98H132ZM149 99H150V97H149ZM149 99H148V100H149ZM179 99H180V98H179ZM179 99H178V100H179ZM209 99H211V98H209ZM225 99H226V98H225ZM230 99H228V100H230ZM236 99H237V98H236ZM8 100H9V98H8ZM10 100H11V98H10ZM18 100L20 101V98H19ZM25 100H24V101H25ZM46 100H47V99H46ZM46 100H44V101H46ZM50 100H55V98H54V99L51 98ZM50 100H49V101H50ZM69 100H70V99H69ZM141 100H142V99H141ZM150 100H151V99H150ZM156 100H157V99H156ZM162 100H163V99H162ZM165 100H166V99H165ZM167 100H168V98H167ZM167 100H166V101H167ZM180 100H181V99H180ZM211 100H212V99H211ZM211 100H209V101H211ZM213 100H214V99H213ZM213 100H212V101H213ZM215 100H217V98H216ZM222 100H224V98H222ZM228 100H227V101H228ZM249 100H248V102H247V100H246V103H245V102H244V103H245V104H248V103H249ZM12 101H13V100H12ZM14 101H15V100H14ZM19 101H18V102H19ZM21 101H22V100H21ZM30 101H31V100H30ZM47 101H48V100H47ZM47 101H46V102H47ZM65 101H66V100H65ZM102 101H103V100H102ZM104 101H105V100H104ZM153 101H154V100H153ZM160 101H161V100H160ZM166 101H163V102H166ZM168 101H169V100H168ZM184 101H185V100H184ZM186 101H189V99H187ZM191 101H192V100H191ZM205 101H206V100H205ZM230 101H231V100H230ZM251 101H252V100H251ZM251 101H250V102H251ZM0 102H1V101H0ZM6 102H7V101H6ZM10 102H11V101H10ZM18 102L16 101L15 103L17 104ZM22 102H23V101H22ZM26 102H27V100H26ZM53 102H54V101H53ZM53 102H52V103H53ZM56 102H57V100H55L54 103H56ZM58 102H59V101H58ZM66 102H67V104L70 103V102H68V101H66ZM72 102H73V101H72ZM82 102H81V103H82ZM95 102H96V101H95ZM97 102H98V101H97ZM148 102H149V101H148ZM207 102H208V101H207ZM228 102H229V101H228ZM231 102H232V101H231ZM3 103H5V101H4ZM3 103H2V104H3ZM19 103L21 104V102H19ZM19 103H18V104H19ZM23 103H24V102H23ZM23 103H22V104H23ZM32 103H33V102H32ZM37 103H38V102H37ZM52 103H51V104H52ZM61 103H65V102H62V101H61ZM73 103H75V102H73ZM98 103H99V102H98ZM98 103H97V105H98ZM110 103H111V102H110ZM150 103L153 104L152 102H150ZM173 103H174V102H173ZM178 103H179V101H178ZM180 103H181V101H180ZM205 103H206V102H205ZM205 103H204V104H205ZM212 103H213V102H212ZM235 103H237V101H236ZM244 103H243V104H244ZM5 104H6V103H5ZM9 104H10V103H9ZM9 104H7V105H9ZM13 104H14V102H13ZM22 104H21L20 106H22ZM24 104H25V103H24ZM24 104H23L22 107H24ZM33 104L35 105V103H33ZM44 104H45V103H44ZM47 104H48V102H47ZM49 104H50V103H49ZM51 104H50V106H51ZM59 104H60V102L58 103V105H59ZM65 104H66V103H65ZM148 104H149V103H148ZM155 104H156V101H155ZM159 104H160V103H158L157 105H159ZM165 104H166V103H165ZM182 104H183V103H181V104H176V108H177V110H179L178 108L181 107ZM188 104H189V103H188ZM188 104H186V105H188ZM208 104H209V103H208ZM213 104H214V103H213ZM230 104H231V103H230ZM232 104H233V102H232ZM249 104H250V103H249ZM3 105H4V104H3ZM25 105H26V104H25ZM58 105H57V106H58ZM81 105H82V104H81ZM95 105H96V104H95ZM112 105H113V104H112ZM160 105H162V104H160ZM168 105H169V103H168ZM172 105H174V104H172ZM192 105H193V104H192ZM214 105H215V104H214ZM233 105H235V104H233ZM233 105H232V106H233ZM1 106H2V105H1ZM9 106H10V105H9ZM11 106H12V105H11ZM17 106H18V105H17ZM20 106H19V107H20ZM28 106H29V105H28ZM44 106H46V105H44ZM55 106H56V105H55ZM67 106H68V105H67ZM70 106H73V104H70ZM70 106H69V107H70ZM74 106H75V105H74ZM79 106H80V105H79ZM99 106H100V104H99ZM113 106H114V105H113ZM150 106H151V105H150ZM154 106H155V105L153 104V107H154ZM184 106H185V104H184ZM204 106H205V105H204ZM230 106H231V105L228 104V107H229V108H230ZM245 106H246V105H245ZM12 107H13V106H12ZM19 107H17V108H19ZM52 107H53V106H51V108H52ZM97 107H98V106H97ZM97 107H96V108H97ZM115 107H116V105H115ZM153 107H152V109H154ZM162 107H163V106H162ZM162 107H160V108L162 109ZM165 107H166V105H165ZM173 107H174V106H172V108H173ZM209 107H210V106H209ZM14 108H15V107H13L12 109H14ZM48 108H49V107H47V109H48ZM51 108H49V109H51ZM53 108H54V107H53ZM70 108H74V109H75V107H70ZM94 108H95V107H94ZM116 108H117V107H116ZM186 108H188V107H186ZM205 108H207V107L205 106ZM211 108H213V106H211ZM211 108H210V109H211ZM244 108H245V107H244ZM5 109H6V108H5ZM15 109H16V108H15ZM55 109H56V108H54V110H55ZM145 109H146V108H145ZM155 109H156V108H155ZM161 109H160V111H161ZM165 109H166V108H165ZM173 109H174V108H173ZM180 109H181V108H180ZM188 109H189V108H188ZM207 109H208V108H207ZM18 110L22 111L21 109H18ZM23 110H24V108H23ZM28 110H29V109H28ZM59 110H60V109H59ZM75 110H76V109H75ZM97 110H98V109H97ZM150 110H151V109H150ZM163 110H164V109H163ZM181 110H182V109H181ZM181 110H180V112H181ZM208 110H209V109H208ZM213 110H214V108H213ZM237 110L239 111V110H241V108H239V109H237ZM237 110H234V111H237ZM245 110H246V111H245L246 114L244 113V115H247V109H245ZM256 110H257V109H256ZM7 111H8V110H7ZM12 111H13V110H12ZM14 111H15V110H14ZM41 111H42V110H41ZM72 111H73V110H72ZM72 111H71V112H72ZM79 111H80V110H79ZM151 111H152V110H151ZM151 111H150V112H151ZM173 111H176V109L173 110ZM183 111H184V109L182 110V112H183ZM185 111L188 112L187 109H186ZM189 111H191V110H189ZM209 111H210V110H209ZM230 111H233V110L230 109ZM10 112H11V111H10ZM10 112H9V113H10ZM16 112H17V109H16ZM26 112L28 113L29 111H26ZM54 112H55V111H54ZM54 112H53V113H54ZM56 112H57V111H56ZM59 112H60V111H59ZM59 112H58V113H59ZM61 112L64 113L63 109H62ZM67 112H68V111H67ZM98 112H99V111H98ZM176 112H177V111H176ZM207 112H208V111H207ZM228 112H229V110H228L226 113H228ZM239 112H241V111H239ZM14 113H15V112H14ZM20 113H21V112H19V114H20ZM42 113H43V112H42ZM65 113H66V112H65ZM65 113H64V114H65ZM68 113H69V112H68ZM72 113H73V112H72ZM147 113H148V110H147ZM160 113H161V112H160ZM164 113H165V112H163V114H162V113H161V114L164 115ZM171 113H172V112H171ZM173 113L175 114V116L173 117L172 122H170V124L168 123V124H169L168 126H167V125L164 126V127H166V128H165V133H166V135H167L168 137L173 136V134H174V132H173L174 129H177L176 127H174V126L176 125V123H177L175 120H176V119L179 120V117L177 118L178 115H176L175 112H173ZM173 113H172V115H173ZM191 113H192V112H191ZM229 113H230V112H229ZM229 113H228V114H229ZM248 113H249V110H248ZM10 114L13 115V112L10 113ZM17 114H18V113H16V115H17ZM21 114H22V113H21ZM21 114H20V115H21ZM23 114H24V113H23ZM44 114H45V113H44ZM74 114H75V112H74ZM74 114H72V115L70 114V116L73 117ZM138 114H139V113H138ZM186 114H187V113H186ZM238 114H239V113H238ZM12 115H11V116H12ZM14 115H15V114H14ZM14 115H13V116H14ZM58 115H59V114H58ZM58 115H56V116H58ZM139 115H140V114H139ZM146 115H147V114H146ZM149 115H151V113H150V114L148 113V116H149ZM181 115H182V116H186V115H183V113H182ZM187 115H188V114H187ZM17 116H19V115H17ZM17 116H16V119H18ZM27 116H29V115H26V117H27ZM44 116H45V115H44ZM51 116H52V115H51ZM62 116H63V114H62ZM64 116H65V115H64ZM135 116H136V115H135ZM135 116H134V117H135ZM140 116H142V115H140ZM144 116H145V115H144ZM154 116H155V115H154ZM156 116H157V115H156ZM179 116H180V115H179ZM204 116H205V115H204ZM251 116H252V115H251ZM260 116H261V115H260ZM36 117H37V116H36ZM54 117H55V116H54ZM54 117H53V118H54ZM58 117H59V116H58ZM58 117H57V119H58ZM68 117H69V116H68ZM75 117H76V116H74V118H75ZM97 117H98V116H97ZM145 117H146V116H145ZM145 117H144V119H145ZM149 117H150V116H149ZM151 117H152V116H151ZM224 117H226V114H225ZM224 117H223V118H224ZM245 117H246V116H245ZM247 117H248V116H247ZM2 118H3V117H2ZM19 118H20V116H19ZM27 118H28V117H27ZM27 118H26V120H27ZM29 118H30V117H29ZM59 118H61V117H59ZM70 118H71V117H70ZM141 118H143V117H141ZM146 118H147V117H146ZM154 118H155V117H154ZM183 118H184V117H183ZM202 118H203V117H202ZM202 118H201V119H202ZM223 118H222V119H223ZM237 118H238V117H237ZM16 119H14V121H15ZM48 119H49V118H48ZM61 119H62V118H61ZM67 119H68V118H67ZM75 119H76V118H75ZM96 119H97V118H96ZM144 119H143V120H144ZM160 119H161V118H160ZM160 119L158 118L159 122H160ZM233 119H235V118H233ZM239 119H240V117H239ZM242 119L244 120V118H242ZM2 120H3V119H2ZM26 120H25V122H26ZM62 120H63V119H62ZM69 120H71V119H69ZM133 120H135V119L133 118ZM140 120H141V119H140ZM145 120H146V119H145ZM183 120H184V119H183ZM186 120H187V119H186ZM199 120H200V119H198V121H199ZM225 120H226V119H225ZM225 120H224V121H225ZM229 120H230V119H229ZM229 120H226V122L228 121V123H227L228 126H229V124H230V123H229ZM243 120L241 121V119H240V122L242 123V125L240 124L241 127H242L243 124H244V123H243ZM245 120H246V119H245ZM245 120H244V121H245ZM27 121H28V120H27ZM53 121H54V120H53ZM57 121H58V120H57ZM71 121H72V120H71ZM136 121H137V119H136ZM147 121H148V118H147ZM147 121H145V122H147ZM149 121H150V120H149ZM151 121H153V119H152ZM154 121H155V120H154ZM154 121H153V122H154ZM202 121H203V119H202ZM202 121H201V123H202ZM224 121H223V122H224ZM231 121H232V120H231ZM30 122H31V121L29 120V123H28V124H30ZM51 122H52V121H51ZM55 122H56V121H55ZM72 122H73V121H72ZM124 122H125V121H124ZM127 122H128V120H127ZM161 122H163V121H161ZM161 122H160V123H161ZM164 122H165V121H164ZM164 122H163V123H164ZM168 122H169V121H168ZM175 122H176V123H175ZM223 122L218 123V125H219V124H222ZM226 122H225V124H226ZM238 122H239V121H238ZM240 122H239V123H240ZM258 122H259V119H258ZM76 123H77V122H76ZM80 123H79V124H80ZM93 123H94V122H93ZM119 123H120V122H119ZM119 123H118V124H119ZM121 123L123 124V121H122ZM121 123H120V124H121ZM128 123H129V122H128ZM133 123H135V122H133ZM136 123H137V122H136ZM140 123H141V122H140ZM148 123H150V122H148ZM151 123H152V122H151ZM154 123H155V122H154ZM183 123H185V122H183ZM252 123H253V122H252ZM120 124H119V125H120ZM125 124H127V123H125ZM146 124H147V123H146ZM156 124H158V123H156ZM178 124H180V123H178ZM186 124H187V123H186ZM186 124H184V125H186ZM232 124H233V122H232ZM236 124L239 126L238 123H236ZM18 125H19V124H18ZM69 125H70V124H69ZM95 125H97V123H95ZM95 125H94V126H95ZM135 125H136V124H135ZM159 125H160V124H159ZM162 125H163V124H162ZM188 125L190 126V124H188ZM201 125H202V124H200L199 126H201ZM209 125H210V124H209ZM234 125H235V123H234ZM237 125H235V126H237ZM254 125H255V124H254ZM257 125H259V123H258ZM33 126H34V125H33ZM70 126H71V125H70ZM72 126H73V123H72ZM72 126H71V127H72ZM92 126H93V125H92ZM97 126H98V125H97ZM129 126H131V125H129ZM145 126H146V125H145ZM182 126H183V125H182ZM219 126H221V125H219ZM219 126H218V127H219ZM226 126H227V125H226ZM226 126H225V127H226ZM238 126H237V127H238ZM246 126H248V125H246ZM255 126H256V125H255ZM255 126L253 127L254 129H255ZM24 127H25V125H24ZM29 127H30V126H29ZM29 127H28V125H27V128H28V129H29ZM90 127H91V126H90ZM124 127H126V126H124ZM147 127H148V125H147ZM153 127H154V126H153ZM164 127H163V128H164ZM180 127H181V126H180ZM192 127H193V126H192ZM225 127H223V129H224ZM78 128H77V129H78ZM122 128H123V127H122ZM122 128H121V130H122ZM126 128H127V127H126ZM130 128H131V127H130ZM150 128H151V127H150ZM163 128H161V129L163 130ZM188 128H189V127H188ZM188 128H184V129H188ZM194 128H195V127H194ZM196 128H197V127H196ZM233 128H234V127H233ZM245 128H246V127H245ZM248 128H249L250 131L252 130V129H250V127H247V129H248ZM28 129H26V131H27ZM77 129H76V130H77ZM79 129L77 130V133H78V134H80V133L78 132V131H80ZM94 129H95V127H94ZM96 129H97V128H96ZM191 129H192V128H191ZM223 129H222V130H223ZM226 129H228V128H226ZM236 129H237V128H236ZM23 130H24V129H23ZM67 130H68V129H67ZM74 130H75V129H74ZM126 130H127V129H126ZM126 130H124L125 133H126ZM129 130H130V129H128L127 131H129ZM131 130H132V129H131ZM151 130H153V129H151ZM151 130H150V131H151ZM154 130H155V129H154ZM158 130H159V128H158ZM162 130H161V131H162ZM188 130H189V129H188ZM194 130H195V129H194ZM4 131H5V130H4ZM69 131H70V130H69ZM71 131H73V130H71ZM132 131H133V130H132ZM189 131H190V130H189ZM196 131H197V130H196ZM218 131H220V130H217V132H218ZM245 131H246V130H245ZM247 131H248V130H247ZM256 131H257V130H256ZM256 131H255V132H256ZM258 131H259V130H258ZM258 131H257V132H258ZM15 132H16V131H15ZM21 132H24V131H21ZM73 132L75 133L76 131H73ZM129 132H130V131H129ZM151 132H152V131H151ZM223 132H224V131H223ZM223 132H222V133L220 132V134H225V133H223ZM263 132H264V131H263ZM16 133H18V132H16ZM24 133H25V132H24ZM178 133H181V132H178ZM186 133H187V132H186ZM189 133H190V132H189ZM229 133H230V132H229ZM250 133H251V132H250ZM261 133H262V132H261ZM261 133H260V132L258 133L259 136H258V138H257V139H258L257 141L259 142V145H261V146L263 147V146H264V135H261ZM19 134H20V133H19ZM175 134H176V133H175ZM216 134H217V133H216ZM11 135L13 136V134H11ZM20 135H21V134H20ZM23 135H24V134H23ZM41 135H42V134H41ZM43 135H45V134H43ZM43 135H42V136H43ZM152 135H153V134H152ZM163 135H164V134H163ZM166 135H165V136H166ZM176 135H177V134H176ZM188 135H189V134H188ZM217 135H219V133H218ZM227 135H228V134H227ZM227 135H226V136H227ZM12 136H11V137H12ZM74 136H76V135H74ZM74 136H73V137H74ZM91 136H92V135H91ZM154 136H155V135H154ZM158 136H160V135H158ZM224 136H225V135H224ZM226 136H225V137H226ZM2 137H3V136H2ZM14 137H15V136H14ZM17 137H18V136H17ZM19 137H20V136H19ZM156 137H157V135H156ZM15 138H16V137H15ZM15 138H13V139H15ZM43 139H44V138H43ZM56 139H57V138H56ZM158 139H159V138H158ZM171 139H172V138H171ZM77 140H76V141H77ZM4 141H5V140H4ZM16 141H17V139H16ZM19 141H20V138H19ZM19 141H18V142H19ZM41 141H44V140H41ZM79 141H77V143H79ZM253 141H254V140H253ZM0 142H1V138H0ZM11 142H12V141H11ZM60 142H61V141H60ZM62 142H63V141H62ZM71 142H72V141H71ZM255 142H256V140H255ZM15 143H16V142H15ZM186 143H187V142H186ZM186 143H185V144H186ZM24 144H25V143H24ZM50 144L52 145V143H50ZM91 144H92V143H91ZM185 144H184V145H185ZM27 145H28V144H27ZM27 145H26V146H27ZM43 145H45V144H43ZM43 145H42V146H43ZM46 145H47V144H46ZM23 146H24V145H23ZM29 146H30V145H29ZM40 146H41V145H40ZM43 147H44V146H43ZM48 147L50 148L49 145H48ZM21 148H22V147H21ZM21 148H19V150H20ZM24 148H25V147H24ZM24 148H23V149H24ZM44 148H45V147H44ZM178 148H180L179 145H178ZM181 148H182V147H181ZM16 149H17V148H16ZM45 149H47V147H46ZM54 149H55V148H54ZM24 150H25V149H24ZM26 150H29V152H30V149H27V148H26ZM26 150H25L24 152H27ZM50 150H51V148H50ZM52 150H53V149H52ZM56 150H58V149H56ZM180 150H181V149H180ZM15 151H16V150H15ZM15 151H14V152H15ZM17 151H18V149H17ZM17 151H16V152H17ZM1 152H2V151H1ZM8 152H9V151H8ZM19 152H20V151H19ZM21 152H22V151H21ZM41 152H42V151H41ZM73 152H74V151H73ZM2 153H3V155H4V152H2ZM2 153H1V154H2ZM6 153H7V152H6ZM6 153H5V154H6ZM27 153H28V152H27ZM30 153H31V152H30ZM45 153H46V152H45ZM50 153H51V152H50ZM50 153H49V154H50ZM55 153H56V152H55ZM20 154H21V153H20ZM40 154H41V153H40ZM40 154H39V155H40ZM21 155H22V154H21ZM21 155H20V156H21ZM35 155H36V154H35ZM42 155H44V154H42ZM50 155H51V154H50ZM15 156H16V155H15ZM17 156H18V155H17ZM20 156H18V157L20 158ZM46 156H47V155H45V156H43V157H46ZM5 157H6V156H5ZM18 157H15V158H18ZM36 157H37V156H36ZM47 157L49 158V155H48ZM7 158H9V157H8V154H7ZM12 158H13V157H12ZM19 158H18V159H19ZM30 158H31V157H30ZM30 158H29V159H30ZM3 159H4V158H3ZM13 159H14V158H13ZM24 159H25V157H24ZM33 159H34V158H32L31 160H33ZM45 159L47 160V158H45ZM8 160H9V159H8ZM10 160H11V159H10ZM26 160H27V159H26ZM5 161H6V160H4V162H5ZM12 161H13V160H12ZM15 161H17V163H19L18 161H21V162H22V158H21V160H15ZM33 161H34V160H33ZM47 161H48V160H47ZM0 162H1V161H0ZM10 162H11V161H10ZM21 162H20V163H21ZM23 162H24L23 164L26 163L24 160H23ZM29 162H30V161H29ZM27 163H28V162H27ZM30 163H31V162H30ZM2 164H3V162H1V165H2ZM23 164H22V165H23ZM3 165H4V164H3ZM3 165H2V167H3ZM18 165H20V164H18ZM37 165H38V164H37ZM15 166H16V165H15ZM15 166H14V167H15ZM20 166H21V165H20ZM5 167H6V165H4V168H5ZM8 167H9V166H7L6 169H7ZM10 167H11V166H10ZM17 167H18V166H17ZM22 167H23V168H22ZM22 167H21L22 169H25V166H22ZM29 167H30V166H29ZM29 167H28V165H27L26 169L29 168ZM18 168H19V167H18ZM21 168H20V169H21ZM0 169H1V168H0ZM22 169H21V170H22ZM29 169H30V168H29ZM14 170H15V169H14ZM21 170H19V171L21 172V174L26 173L25 170H24L23 173H22L23 170H22V171H21ZM9 171L12 173L11 168L9 169ZM27 171H28V170H27ZM2 172H3V171H2ZM2 172H0V173H2ZM15 173H16V172H15ZM46 174H47V173H46ZM9 175H10V174H9ZM3 176H4V175H3ZM3 176H2V174H1L0 177H3ZM11 176H12V175H11ZM11 176H10V177H11ZM16 176H17V175H16ZM87 176H88V175H87ZM12 177H13V176H12ZM85 177H86V175H85ZM85 181H87V180H85ZM36 184H38V183H35V186H34L33 188H35V187L38 186V185H36ZM39 188H40V187H39ZM41 189H42V188H41ZM42 190H43V189H42ZM42 190H41V193H42ZM36 191H38V190H35V192H36ZM44 191H45V190H44ZM35 192H34V193H35ZM1 193H2V192H1ZM1 193H0V195H1ZM39 193H40V190H39ZM37 194H38V193H37ZM42 194H44V193H42ZM42 194H41V196H42ZM48 194H49V193H48ZM2 195H3V194H2ZM45 195H46V194H44V196H45ZM54 195H55V194H54ZM37 196H38V195H37ZM37 196H36V197H37ZM39 196H40V194H39ZM39 196H38V197H39ZM47 196H48V195H47ZM0 197H1V196H0ZM19 197L22 198L23 196H19ZM38 197H37V200H39ZM45 198H46V197H45ZM55 198H56V197H55ZM11 199H12V198H11ZM41 199H42V200H41ZM41 199H40V200H41L42 203H43V201L45 200V199L43 200V196H42ZM21 200H22V199H21ZM30 200H31V199H30ZM40 200H39V201H40ZM10 201H11V200H10ZM14 201H15V200H14ZM14 203H15V202H14ZM38 203H39V202H38ZM40 203H41V202H40ZM42 203H41V204H42ZM43 205H44V204H43ZM38 207H39V206H38ZM41 208H42V207H41ZM41 208H40V209H41ZM43 208H44V206H43ZM98 209H99V208H98ZM24 211H25V210H24ZM30 211H31V210H30ZM50 213H51V212H50ZM22 222H23V221H22ZM71 232H72V231H71ZM123 234H124V230L120 228L118 231L114 232V234L110 235V237H109L110 244H113V245L116 244L117 241L120 240V238H122ZM74 235H75V234H74ZM81 235H82V234H81ZM70 236H72V238L74 237L73 234H70ZM83 236H85V235H83ZM2 237H3V236H2ZM0 238H1V237H0ZM3 238H4V237H3ZM74 238H75V237H74ZM74 238H73V240H74ZM82 239H83V237H82ZM4 240H6V239L4 238ZM4 240H3V241H4ZM76 240H77V239H76ZM0 241H1V240H0ZM77 241H78V240H77ZM120 241H121V240H120ZM1 242H2V241H1ZM6 243H7V242H6ZM0 244H1V243H0ZM4 244H5V243H4ZM2 245H3V243H2ZM50 245H51V244H50ZM5 246H7V245H5ZM1 247H2V246H1ZM8 247H9V246H8ZM8 247H7V248H8ZM81 247H83V246L81 245ZM84 247H85V246H84ZM83 250H84V248H83ZM55 252H56V251H54V254H55ZM1 253H2V252H1ZM80 253H81V252H80ZM49 254H50V253H49ZM2 256H3V255H2ZM49 257H50V255H49Z\"/></svg>",
    "mask_w": 264,
    "mask_h": 264
}]
</instances>
